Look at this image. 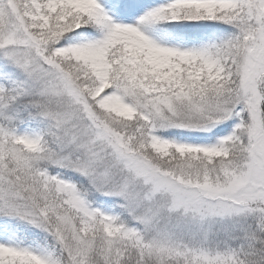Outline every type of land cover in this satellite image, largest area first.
<instances>
[{"label": "snow or ice", "instance_id": "obj_1", "mask_svg": "<svg viewBox=\"0 0 264 264\" xmlns=\"http://www.w3.org/2000/svg\"><path fill=\"white\" fill-rule=\"evenodd\" d=\"M0 264H264V0H0Z\"/></svg>", "mask_w": 264, "mask_h": 264}]
</instances>
